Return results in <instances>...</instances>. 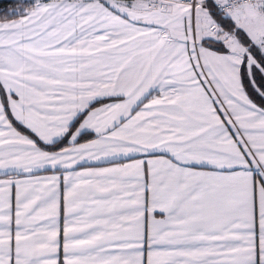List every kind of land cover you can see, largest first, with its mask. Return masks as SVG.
I'll return each instance as SVG.
<instances>
[{
	"label": "snow or ice",
	"instance_id": "obj_1",
	"mask_svg": "<svg viewBox=\"0 0 264 264\" xmlns=\"http://www.w3.org/2000/svg\"><path fill=\"white\" fill-rule=\"evenodd\" d=\"M0 264H264V0H8Z\"/></svg>",
	"mask_w": 264,
	"mask_h": 264
},
{
	"label": "trees",
	"instance_id": "obj_2",
	"mask_svg": "<svg viewBox=\"0 0 264 264\" xmlns=\"http://www.w3.org/2000/svg\"><path fill=\"white\" fill-rule=\"evenodd\" d=\"M11 7V4L8 2V0H0V8H7Z\"/></svg>",
	"mask_w": 264,
	"mask_h": 264
}]
</instances>
